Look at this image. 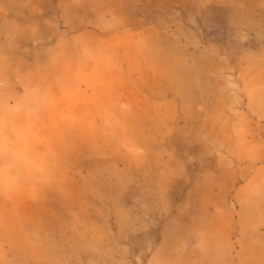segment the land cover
Instances as JSON below:
<instances>
[{
  "label": "rangeland",
  "instance_id": "1",
  "mask_svg": "<svg viewBox=\"0 0 264 264\" xmlns=\"http://www.w3.org/2000/svg\"><path fill=\"white\" fill-rule=\"evenodd\" d=\"M0 264H264V0H0Z\"/></svg>",
  "mask_w": 264,
  "mask_h": 264
}]
</instances>
